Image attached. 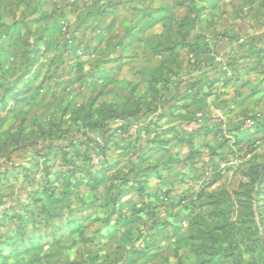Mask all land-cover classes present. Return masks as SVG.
<instances>
[{"label":"rangeland","instance_id":"374dc122","mask_svg":"<svg viewBox=\"0 0 264 264\" xmlns=\"http://www.w3.org/2000/svg\"><path fill=\"white\" fill-rule=\"evenodd\" d=\"M78 1L64 0L50 13L45 0H0V36L12 26L22 27L40 8L41 19L59 20L62 35L59 56L68 57L77 45L81 24L96 3L95 0H81L78 5ZM129 1L136 6L132 11L137 12L140 0ZM152 2L144 3L145 14L151 18L158 6L166 7L162 12H165L166 26L171 34L179 33L175 30L177 20L184 21L185 36L190 20L202 17L209 18L207 21L219 38L228 33L229 28L231 32L238 30L240 21L245 23L241 33L249 35L255 25H261L258 29L264 34V0ZM60 9L69 10V16L62 18L63 10ZM65 23L73 33L71 45L65 42ZM94 34L101 35L102 31L95 29L91 36ZM173 39L167 45L174 44ZM84 58L85 55L73 58L71 62L75 66L68 73H63L55 59H51L45 80L40 83L43 86L38 88L31 84L30 93L37 91L39 101L19 110L0 109V264H264V170H260L264 166V148L257 143L246 146L247 143L237 140L230 130H224L223 140L232 143L225 136L227 133L234 136V145L239 143L233 164L241 168L221 180L219 186L207 189L202 197L188 203L179 200L180 197L173 200L168 194L160 196L155 209L144 203V218L136 230L124 232L120 225L118 233H111V238L106 235L101 245L91 242L96 229L101 227L98 222L92 220L88 229H79L80 211L86 213L89 204L68 205L66 197L71 186L67 177H74L72 183L76 186L83 171L96 174L106 163L112 167L126 147L135 145L140 153L145 152L147 145L138 139L134 130L150 126L160 128L149 111L145 115L140 111L133 121L134 117L111 121L117 111H137L133 108L138 107L124 104L127 97L135 96L130 99L136 103L147 101V95H133L134 91L129 90L138 83L141 89L138 91L142 93L141 76L135 79L132 73L121 74L127 86L117 85L102 97L99 87L95 91L92 89L97 83L95 77L81 69L80 61H87ZM95 113L105 119L97 121L103 128L99 127V138H92V144L109 145L111 141L105 154L79 145L81 140L92 136L86 127L83 128L84 116L91 114L92 117ZM118 144L123 145L122 148ZM213 178L214 175L202 177L203 187L207 188ZM91 208L90 213H93L94 207ZM181 211H184L185 222L177 226L178 231L174 222ZM73 229L76 232H72Z\"/></svg>","mask_w":264,"mask_h":264},{"label":"crops","instance_id":"0c3cea01","mask_svg":"<svg viewBox=\"0 0 264 264\" xmlns=\"http://www.w3.org/2000/svg\"><path fill=\"white\" fill-rule=\"evenodd\" d=\"M95 1L87 13L91 15L85 14L77 45L68 57L59 56L62 42L59 20L41 19L40 8L22 27L12 26L0 36V94L4 103L0 109L19 110L39 101V95L23 100L18 91L40 86L51 59H55L63 73H68L75 66L71 60L85 55L83 60L87 61H80L81 69L95 77L97 83L92 89L99 87L102 97L117 85L127 86L121 74L132 73L135 79L141 76L142 93L138 91V83L129 90L134 91H131L133 95H147V101L136 103L130 99L135 96L127 97L124 104L138 107L133 108L137 111H117L111 121L134 117L133 121L140 111L142 115L151 112L160 128L149 125L146 129L134 130L138 139L147 145L146 151L140 153L135 145L126 147L107 172L83 171L76 186L72 183L75 178L67 177L71 186L66 197L68 205L89 204L86 213L80 211L78 227L88 229L90 221L98 222L101 227L96 229L91 242L101 245L106 235L111 238V233H118L120 225L124 232L136 230L144 218V203L156 208L164 194L173 200L180 197L179 200L188 203L239 171L241 167L233 164L239 143L224 141V130L233 131L237 140L244 141L248 147L257 143L264 148V34L258 29L261 25H255L249 35L241 33L245 23L240 21L238 30L231 32L229 28V32L219 38L207 17L190 20L185 36L184 21L177 20L175 30L179 33L171 34L165 12H162L166 7L158 6L149 18L143 9L149 0H140L137 12L132 11L136 6L129 0ZM61 2L64 0H45L44 4L51 13ZM159 3L160 0L152 2ZM65 5L70 8L66 2ZM60 10H63L62 18L69 16V10ZM95 29H100L102 34L91 36ZM170 38H174L175 43L167 45ZM15 84L17 88L6 94L9 85ZM84 84L87 90V82ZM137 104L139 106H135ZM198 114L205 117L200 126L203 129L193 135L187 133L188 125ZM254 114L262 115L261 127L242 137L236 131L239 121ZM98 117L97 113L92 117L91 114L84 116L83 128L86 127L93 139L99 138L101 131L97 121L105 119ZM223 164L228 165L224 170ZM212 175V182L207 188L203 187L202 177ZM92 206L95 211L90 213ZM175 219L174 226L179 231L177 226L185 222L184 211ZM71 231L76 232V229Z\"/></svg>","mask_w":264,"mask_h":264},{"label":"built area","instance_id":"2783aa9c","mask_svg":"<svg viewBox=\"0 0 264 264\" xmlns=\"http://www.w3.org/2000/svg\"><path fill=\"white\" fill-rule=\"evenodd\" d=\"M64 30H65L64 31L65 42L68 45L73 44V42H74L73 33L69 30L68 23L65 25ZM203 117L204 116L202 114H198L196 116V119L191 124L188 125L187 131L191 133L194 131V129H196L197 127H200ZM262 121H263V117L261 114H254L252 116L241 119L239 121V125H240L239 126L240 131L238 132L239 135H241V136L247 135L251 130L258 128V126L262 123ZM225 136L227 138L231 139L232 142L235 141L233 135L231 136V135H228L227 133H225ZM227 166L228 165L223 164L221 167H222V169H225Z\"/></svg>","mask_w":264,"mask_h":264},{"label":"trees","instance_id":"16d2710c","mask_svg":"<svg viewBox=\"0 0 264 264\" xmlns=\"http://www.w3.org/2000/svg\"><path fill=\"white\" fill-rule=\"evenodd\" d=\"M28 86V85H27ZM43 85H41V86H39L38 88H41ZM30 87V86H29ZM17 88V84H15V85H9V88H7L6 89V94H9L10 92H13L15 89ZM33 89H34V87H32ZM30 91H32L31 90V87L30 88H27L26 90H24V89H22V90H19L18 91V95H22L21 96V99H23V100H25V98L27 99V98H34L35 97V95L36 94H38V92L37 91H33V92H31L30 93ZM3 102L1 101V103H0V108H3ZM109 121V120H108ZM103 125H101L100 127H102ZM261 127V125H259L258 126V128H260ZM103 128V127H102ZM201 129H203L202 127H197L193 132H191L190 134H195L198 130H201ZM87 134V133H86ZM244 136H246V135H244ZM243 137V136H242ZM109 139H111V138H109ZM92 138H88V137H86V139L85 140H81V142H80V144L79 145H82V146H85L86 148H91V149H93V150H98L101 154H105L107 151H108V149H110V146H111V141L109 142V145L108 144H104V145H100L99 143H95V145H93L92 144ZM113 144V143H112ZM152 150H154V148L152 149ZM97 151V152H98ZM112 166V165H111ZM111 167H110V164L109 163H106L105 165L103 164V166L102 167H100V168H98L97 170H96V172L99 174V173H104V172H107L109 169H110ZM96 173V174H97Z\"/></svg>","mask_w":264,"mask_h":264}]
</instances>
